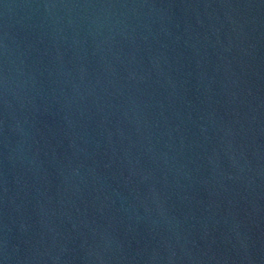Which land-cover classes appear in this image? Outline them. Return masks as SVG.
<instances>
[{"label":"water","instance_id":"95a60500","mask_svg":"<svg viewBox=\"0 0 264 264\" xmlns=\"http://www.w3.org/2000/svg\"><path fill=\"white\" fill-rule=\"evenodd\" d=\"M0 264H264V0H0Z\"/></svg>","mask_w":264,"mask_h":264}]
</instances>
